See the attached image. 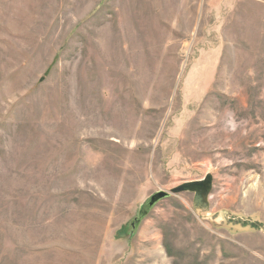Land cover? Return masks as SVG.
Instances as JSON below:
<instances>
[{
	"label": "rangeland",
	"instance_id": "rangeland-1",
	"mask_svg": "<svg viewBox=\"0 0 264 264\" xmlns=\"http://www.w3.org/2000/svg\"><path fill=\"white\" fill-rule=\"evenodd\" d=\"M259 194L264 0H0V264H264Z\"/></svg>",
	"mask_w": 264,
	"mask_h": 264
},
{
	"label": "water",
	"instance_id": "water-1",
	"mask_svg": "<svg viewBox=\"0 0 264 264\" xmlns=\"http://www.w3.org/2000/svg\"><path fill=\"white\" fill-rule=\"evenodd\" d=\"M213 187V176L207 175L203 180L185 183L171 192L160 191L153 194L140 208L138 218L132 223L133 229L149 212L161 201L169 198L171 195H178L184 192L194 194V204L197 208H201L205 204V200L209 196Z\"/></svg>",
	"mask_w": 264,
	"mask_h": 264
},
{
	"label": "bare ground",
	"instance_id": "bare-ground-1",
	"mask_svg": "<svg viewBox=\"0 0 264 264\" xmlns=\"http://www.w3.org/2000/svg\"><path fill=\"white\" fill-rule=\"evenodd\" d=\"M94 43H95V42H94ZM98 48H99V47H98ZM98 48H97V49H98ZM95 49H96V48H95ZM97 49H96V50H97ZM98 50H100V49H98ZM96 52H97V51H96ZM99 53H100V51H99ZM97 55H98V54H97ZM101 55H102V54H101ZM98 56H99V55H98ZM100 57H101V56H100ZM101 58H102V57H101ZM93 60H94V59H93ZM100 60H101V62H104V61H105V60H102V59H100ZM100 60H99V61H100ZM99 61H98V62H99ZM92 62H93V61H92ZM98 62H97V64H98ZM105 63H106V62H105ZM105 63H104V64H105ZM94 64H95V63H94ZM94 64H93V65H94ZM97 64H96V65H97ZM100 64H101V63H100ZM96 65H95V66H96ZM102 65H103V64H102ZM91 66H92V65H91ZM95 66H94L93 68H95ZM98 66H99V65H98ZM106 66H107V65H106ZM96 67H97V66H96ZM97 68H98V67H97ZM91 69H92V67H91ZM95 69H96V68H95ZM101 75H102V74H101ZM94 77H96V76H94ZM96 78H97V77H96ZM96 78H95V79H96ZM262 194H263V193H262ZM262 198H263V196H261V194H259V195H258V200H259V199H262ZM263 199H264V198H263Z\"/></svg>",
	"mask_w": 264,
	"mask_h": 264
}]
</instances>
